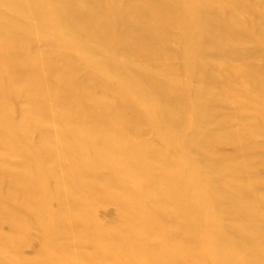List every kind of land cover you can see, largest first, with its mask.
<instances>
[{"label":"bare ground","instance_id":"1","mask_svg":"<svg viewBox=\"0 0 264 264\" xmlns=\"http://www.w3.org/2000/svg\"><path fill=\"white\" fill-rule=\"evenodd\" d=\"M11 1L24 6L23 0ZM134 1H129L128 6L123 9L118 0H29V3L36 17L48 19L64 31H75L79 35L106 43L113 49L121 48L125 52L135 50L133 57L136 52L139 56L143 51H147L149 56L165 55L163 50L156 47L162 37L155 23L144 18L145 7L147 12L151 10L154 18L160 20L158 23L163 21V25L166 23L182 31L185 40L200 55L217 54L222 51L221 45L227 39L239 44L253 38L258 45L259 42L262 44L260 48L264 44V9H259L261 21L259 18L257 20L261 24L255 26L259 31L254 35L252 28L246 26L245 20L237 16L245 6L243 0ZM245 2L248 3L247 0ZM26 6L25 10L28 8ZM245 10L247 11L246 8ZM4 20L0 18V42L5 49L14 48L18 46L14 43L17 24L8 21L6 26H2ZM236 20H241L242 25L247 28L244 31L240 28L241 32L227 30ZM127 23L137 27V30L126 31L123 26ZM21 26L27 31L32 29L30 25ZM50 39L52 40L49 42L62 44L57 39ZM205 42L208 43L207 46ZM239 48L241 49L240 46L237 47ZM123 51L118 52L124 54ZM179 52L181 51L178 50ZM51 53L52 51L49 55ZM6 54H0V70L4 74L0 76V137L5 144L25 155L26 163L9 169L14 178L8 187L14 198L9 192L11 199L7 194L6 197L2 196L5 192L0 194V197H4L0 208L4 215L1 217L13 218L20 215L14 217L12 225L16 226L28 221L21 215L36 216L35 220L31 217L30 221H35L49 237L45 240L47 247L56 257H68L67 250L59 248L60 245L57 241L55 244L54 239L63 229L59 227L63 216L68 215L64 203L62 204V197L67 194L73 202V209L82 213L76 219L86 229L91 228L92 237L99 240L94 250L82 255V260L92 264L95 260L108 256L112 258L117 250L105 235L104 229L98 228L99 223L97 226L96 222L93 223L95 219L91 217L89 208L84 206L87 201L84 199L86 202H82L80 189L83 187L86 190L83 192L93 199H90L91 205L97 193H101L120 202L125 208L128 215L123 226L115 224L114 229L108 232L114 234L120 250L125 251L127 259L129 258L127 261L131 260L136 264H264V239L260 235L264 211L261 209L263 212L258 215L261 210L256 209V204L247 198L255 191L253 192L254 184H244L242 173L246 167L242 163L245 161L242 160L239 165L236 162L230 163L220 155L214 156L211 148L216 143V137L213 140L214 136L210 138L197 135L199 127L209 124L216 117V113H211L213 111L208 107L210 100L207 103L204 97L185 94L181 88L165 84L160 79L140 78L119 66L120 63L113 68H105L101 61L99 63L97 60H90L91 58L85 60L90 75L81 85L72 79L74 69L69 56L63 57L64 66L58 69V80L53 84V92L47 96V89H44L39 75L36 78L39 77L40 81L35 78L34 67L41 63L38 54L27 57ZM178 55L181 58L180 53ZM170 56L165 57L169 59ZM18 67H25V72H19ZM228 70L231 71L232 68ZM233 71L237 78L243 79L264 94L263 70L240 65V68L236 67ZM11 74L18 76L21 81L13 84L5 78ZM247 83L245 84L248 85ZM94 86L100 89L98 95L93 93ZM73 92L77 94L75 98L70 95ZM20 93L28 103L26 119L15 121L10 102L11 98ZM52 116L57 121V132L62 138V150L69 157V169L64 174H58L55 167L59 148L49 144L52 135L50 131L55 126L50 122L53 121ZM98 120L104 122L103 126L98 125ZM146 120L153 124L162 149H155L142 139L138 143L129 141L132 132L141 137L137 124ZM244 121L248 123V120ZM185 129H191L195 137L186 141L182 134ZM256 129L254 127L252 131L256 133ZM33 131L40 134L36 145L30 142ZM225 132L220 136V139L224 137V141ZM55 139L57 144V137ZM228 139L226 141H232ZM236 140L234 139L237 143ZM171 145L177 147L176 157L170 155L167 149ZM201 146L207 151H196ZM150 157L154 159L151 160ZM183 159L186 160L185 163H182ZM100 168L110 169L116 181L111 177H100ZM204 169L212 170L213 175H204ZM51 176L54 187L49 185ZM143 183L147 185L144 195H134L132 186ZM52 196L60 200L55 208L48 205ZM220 197H226L225 210H221ZM144 198L149 200V205H141ZM256 198L264 204V196ZM168 199L173 200L176 209L169 211ZM22 204L28 207L23 212L19 209ZM228 212L231 214L226 215ZM225 218L233 221L232 227L224 228ZM166 220L169 224L165 223ZM153 237L160 241L153 244ZM202 256L205 259H201Z\"/></svg>","mask_w":264,"mask_h":264},{"label":"rangeland","instance_id":"2","mask_svg":"<svg viewBox=\"0 0 264 264\" xmlns=\"http://www.w3.org/2000/svg\"><path fill=\"white\" fill-rule=\"evenodd\" d=\"M23 1L24 6H22L21 4H15L11 0H0V18H2V20L5 19L1 24L2 26H6L9 23L8 21H12L17 24L14 34V43L18 45L14 48L5 49L0 42V54L7 55L6 53H10L12 55L24 57L34 56L38 54V59H40L41 63H39V66L34 67V72H36L35 78L39 75L40 80L42 81L38 79L39 77H37L36 79H38L41 83H44V89H47H45V92H47V96H49V94L53 92V84L57 82L56 80H58V69L64 66L63 64L65 63V60L63 57L69 56L72 61V67L74 69V78H71L81 85L86 82L90 75V70L85 60L91 58L90 60H97L98 62L101 61L102 63H99L103 64L104 67L106 66L105 68H113L120 63L119 66L124 67L130 73L132 72L134 75H137L140 78L153 80L160 79L161 82H165V84L170 83L172 85H176L178 88H181L185 94H193L202 98L204 97L206 98L205 100L207 101V103H209L208 101L210 100L208 107L209 109H212L211 111L213 112L211 113H216H214L216 117H214L215 119L209 122V124L199 127L200 131L197 132V135H199V137H203V135L204 137L209 136L210 138L214 136L212 138L213 140L216 137L214 141H216L217 144L214 143L215 145H213L212 147L214 150L211 148V153L213 152L214 156L225 157V159H227V161H229L230 163H239V165H241V162H243L242 160L245 161V163H242L243 166L246 167L244 168L246 171H244L243 169L242 173V177L245 180L244 184H254L253 192L255 191L253 195L248 196L247 198L252 200V202L256 204V209H262L264 211V204H262L256 198L260 195L264 196V94L258 92L255 87H252L246 81L244 82L243 79H240L239 77L237 78L233 71L234 69H236V67L240 68V65L241 67H244V65L245 67H256L264 71V44L262 48H260L262 44L259 42L258 45V43L253 40V38L252 40H248L247 42L245 41L239 44H234L230 42L229 39H227L223 42V45H221L222 47L220 48V50L222 51L218 52L217 54L205 53L204 55H200L198 53L199 51H194L195 48L193 46L191 47L187 40H185V36L182 31H178L174 26L172 27L170 25H166V23H164L163 25V21L160 22L161 24L158 23L160 20H158L156 17L154 18L155 15L153 12H150L151 10H148L147 12V8L145 7L143 9H146V12L143 11L144 18H147L146 20L155 23L156 29L158 28L157 31H160L159 34L161 35L160 37H162V40L160 42H157L158 44H156V47L158 50H163L165 55L164 57L162 56L163 58L160 55L149 56L147 55V51H143L139 56V53L136 52L137 56L134 54L133 57L132 53H134L135 50L131 52H125L126 50L121 48L120 50L113 49L106 43L94 40L92 38H87L86 36H82L81 34L79 35V33L75 31H64L63 29H60L54 22L48 19H41L36 17L33 7L30 6L29 0ZM129 1L131 0H118V4L120 8L123 9L128 6ZM245 1L246 0H243L245 6L241 8V13L238 12L237 16L241 20H245L246 26L249 27V29L252 28V33L255 35L256 32L259 31V29L256 28L257 25L259 26V24H261V22H259V20L261 21V18H259V9H264V0H247L248 3ZM18 6L21 7L19 8ZM25 6L28 7L26 10ZM252 6H254V8ZM245 8L247 9V11L245 10ZM144 13L146 14V16ZM258 18L259 20H257ZM155 19H157L158 21ZM241 20H236L231 23L233 26L230 24L231 26H229L227 30L234 32L236 30V32H241V29L243 30L247 28L244 26V24L242 25ZM254 22L256 23V25H254ZM23 24L32 26L33 30L31 29L30 31H27L21 26ZM130 26L132 28H130ZM233 27L234 29H232ZM123 28L126 31L128 30L131 32L137 30V27L132 26V24L129 25L128 23L123 26ZM229 35L230 34H228V36ZM50 38L57 39L62 44L59 45L54 42H49V40H52ZM229 44L231 46H228ZM185 45L187 46V49H184L186 47ZM189 45L191 47L190 49ZM207 45L208 43L205 44V46ZM232 46L233 48L231 49L233 50L234 48H236V50L234 49V51H231V49L228 48ZM239 46L241 47V49H237V47ZM242 49L244 52H246V54L243 51H240ZM116 50L120 52L124 50V54ZM178 50L181 51L179 52L181 58L178 55ZM183 50H187V52ZM188 50H190V53H188ZM49 51H52L51 55H49ZM191 51L193 52L191 53ZM183 52L184 54H186V56H184ZM231 54H235V56ZM165 56H170V58L167 59L168 57L166 58ZM205 56L207 59L205 58ZM210 56H213L212 58L214 59H208V57ZM185 57L186 59H184ZM161 60L163 62H161ZM42 61L44 62L43 64ZM166 62L168 63V65ZM49 64L53 66L51 67L49 66ZM127 67H129V69ZM231 68V71L228 70ZM18 71L24 73L25 67H18ZM232 71L233 74H231ZM0 73H2V70H0ZM1 75L4 76L3 73L0 74V76ZM5 78L13 84L18 83L20 80L19 77L14 74H11V76L8 75ZM245 83H247L248 85H246ZM93 93L94 95H98L100 93V89L98 86H94ZM70 95L71 97L75 98L77 94L73 92ZM11 100L12 101L10 102V105L13 111L14 120L24 121L26 119L25 117L28 106L26 97L20 93L11 98ZM53 108H55L54 105ZM54 118L55 117L52 116L54 122H50L52 125H55L52 130H55L56 132L50 131L52 132V135H50V137L53 139V141L50 138L49 144L55 146L56 149L59 148L58 163H56L55 167L58 174H64L67 169H69V157L67 156V158L65 156L66 153H64V151L62 150V138L60 135H58L60 133H58L59 131L56 127L57 121ZM244 120H248V123H244ZM103 124L104 122L102 120H98V125L103 126ZM138 124L137 128L140 131L141 137L139 138L137 134L135 135L134 132H132L128 138L130 139L129 141L138 143L140 139H142L143 142L149 143L155 149H162V145L159 141V136L157 135L153 124L148 122L147 120ZM254 127H257L256 133L252 131V128L254 129ZM208 128L211 130V132ZM221 131H226V134L224 133V135H226L225 141L224 137L220 139L221 134L223 136V133ZM234 133L235 135H233ZM182 134L183 138L186 141L191 140L195 137V133L191 129H185ZM227 134H230V137L229 135L227 136ZM39 135L40 134L38 131H33L31 133L30 142L34 145L39 143ZM53 136L55 138L57 137V144L56 139ZM137 138H139V140ZM226 138H229L228 140L232 139L233 142L231 140V142L226 141ZM234 139H237L238 142L236 143ZM237 144H239L240 147ZM167 149L169 150L170 155L176 157L177 147L175 145H171V147H168ZM199 149L204 150V152L207 151L202 146L200 148H197L196 151H198ZM195 152L194 155H197ZM150 159L153 160L154 158L150 157ZM25 161V155L20 154L19 151L17 152L12 146L5 144V142L0 137V194L5 192L2 196L6 197L5 194H7L8 197L11 195L12 198H14L13 193H10L8 187L12 184V180L14 178L12 170L9 169L10 167L19 165L20 163L24 164L26 163ZM183 161L182 163L186 162V160L184 159ZM246 161L248 162V164H246ZM154 163L155 162H153V164ZM203 172L204 175L207 176L213 175V171L210 169H204ZM98 175L102 178L111 177L114 179V181H116L114 173L108 168H100L98 170ZM52 180L53 177L51 176L49 185L51 187H54ZM132 187V192L134 193V195L137 194L143 196L145 191L147 190L146 183ZM80 190L82 194L81 196H83L82 202L84 201L85 203L87 201L85 203L86 205L84 204V206L87 209L89 208L91 217L95 219L93 223L96 222V226L99 223L98 228L100 229L102 227V229H104L105 232L102 229L101 231H103L107 238L110 239L108 240L112 244H114L115 247H113L117 251L119 250L118 252L115 251L117 254H115L114 256L117 258H115L114 256H112V258L108 256V258L105 257L102 258V260H95L92 264H136L131 260L127 261L129 258L127 259V256L125 255L126 253H124L125 251L120 250V246H118L116 240H114V234L111 235V232H108L110 231V229H114L113 226L115 224L123 226V223H125L126 215L128 214L126 213V210L125 208H123L122 204L112 198H107L104 195H101V193H97V197L94 199V203L91 205L90 203L93 199L90 198V196L86 192H83L85 190L83 189V187ZM8 192L10 193V195L8 194ZM85 195L88 196V199ZM4 197H0V208L3 206L1 200ZM18 198L16 199L18 200ZM220 199V206L222 208L221 210H225L226 197H220ZM145 200H142V206L144 204L149 205V200ZM62 201H64L62 202V204L64 203L63 205L65 206L64 208H66L68 215L63 216L62 221L59 225V227L63 229L61 232L55 235L54 239L55 244H57V241L58 245H60L58 246L59 248L62 247L63 251L67 250L69 256H65L66 260L65 257H56V255L51 252V249L47 247L48 245L45 243V240L49 237L45 235L43 229L39 228V226L36 225L35 221H30L32 220V218L33 220H35L34 217L36 216L31 215V218L30 215H21L28 221L13 226L12 224H14L15 218L20 215H15V218L1 217L4 215V213L2 209H0V264H87L85 260H82V255L94 250V248L97 246V241L99 240H96L97 237H92L93 232L91 231V228L90 230L86 229L76 219L77 215H82V213L80 214L79 211L73 209V202L71 198L67 196V194L62 197ZM167 203L169 206V211L170 209H176V205L174 208L173 200L168 199ZM59 204L60 200L56 196H52L50 200H48V205L51 208H55ZM85 207L83 208L86 211L87 209H85ZM27 208L28 207L26 204H22L19 209L23 212L24 210H27ZM262 210L261 212L258 211V215H261V213L263 212ZM230 214L231 212H228L226 215ZM168 222L169 221L167 220L165 221L166 224H169ZM223 224L224 228H230L232 227L233 221L225 218L223 220ZM263 225L261 227L262 233L260 232V235H263L262 237L264 239ZM232 236L237 238V235L235 234H233ZM113 240L117 245H115V242ZM159 241L160 239L157 237H153V239L151 240L153 244H156ZM58 247L56 245L57 249ZM122 257L124 258L125 262ZM200 258L205 259L204 256Z\"/></svg>","mask_w":264,"mask_h":264}]
</instances>
